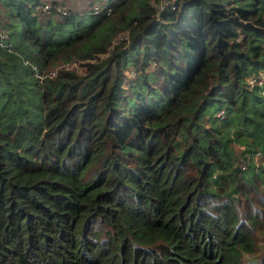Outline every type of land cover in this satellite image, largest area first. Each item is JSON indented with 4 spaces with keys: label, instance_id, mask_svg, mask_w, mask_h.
Masks as SVG:
<instances>
[{
    "label": "trees",
    "instance_id": "16d2710c",
    "mask_svg": "<svg viewBox=\"0 0 264 264\" xmlns=\"http://www.w3.org/2000/svg\"><path fill=\"white\" fill-rule=\"evenodd\" d=\"M37 1L0 0V264H264V0Z\"/></svg>",
    "mask_w": 264,
    "mask_h": 264
},
{
    "label": "built area",
    "instance_id": "2783aa9c",
    "mask_svg": "<svg viewBox=\"0 0 264 264\" xmlns=\"http://www.w3.org/2000/svg\"><path fill=\"white\" fill-rule=\"evenodd\" d=\"M172 0H158L155 5V12L158 13L162 7H164L167 3H171ZM35 10L38 12H48L52 11L56 15H64L69 12V8L66 5L65 0H39L33 4ZM90 11L92 13H105L108 14L111 11V4L109 0H93L90 4ZM125 36V34H123ZM7 37V31L0 26V44H5ZM119 37V36H118ZM57 67H64L69 68L73 70H84V64L80 62V60L71 59L68 61H63L58 64H56L54 67H51L44 71L35 72V74L38 77H42L43 74H54ZM43 72V73H42ZM249 85H262V82H264V70H261L257 73L255 76H251L248 78ZM264 89L261 88V92H263Z\"/></svg>",
    "mask_w": 264,
    "mask_h": 264
},
{
    "label": "rangeland",
    "instance_id": "374dc122",
    "mask_svg": "<svg viewBox=\"0 0 264 264\" xmlns=\"http://www.w3.org/2000/svg\"><path fill=\"white\" fill-rule=\"evenodd\" d=\"M65 2H66V5H67V7H70V8H73V7H76V9H80V8H82V6H83V8H86V1L85 0H65ZM90 9V8H89ZM96 55H105V53H103V52H100V53H98V54H96ZM88 58H90L91 59V57H88ZM76 60V59H75ZM80 60V62L83 64L84 63V60L85 59H79ZM47 69H43L42 71H46ZM43 73V72H42ZM45 75H48V76H50V75H53V74H43L42 75V77L43 76H45ZM256 158V156L254 157V159Z\"/></svg>",
    "mask_w": 264,
    "mask_h": 264
}]
</instances>
